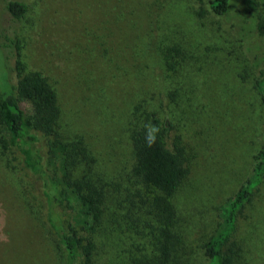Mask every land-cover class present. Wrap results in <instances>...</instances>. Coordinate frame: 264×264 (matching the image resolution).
Returning a JSON list of instances; mask_svg holds the SVG:
<instances>
[{
	"label": "rangeland",
	"instance_id": "obj_1",
	"mask_svg": "<svg viewBox=\"0 0 264 264\" xmlns=\"http://www.w3.org/2000/svg\"><path fill=\"white\" fill-rule=\"evenodd\" d=\"M8 1L0 0V50L11 82L18 44L27 69L56 89L62 131L83 138L93 167L110 181L114 198L94 236V264L159 257L149 215L130 212L125 201L137 188L127 124L139 101L173 124L167 145L177 139L186 154V176L171 196L181 242L169 264H208L203 246L223 223L220 208L264 145L258 0H231L224 15L213 14L209 0H19L27 6L19 20ZM166 45L185 53L172 71L161 59ZM62 213L72 220V210ZM234 239L233 264H264V179L238 214ZM64 256L34 176L17 153L0 150V264H64Z\"/></svg>",
	"mask_w": 264,
	"mask_h": 264
},
{
	"label": "trees",
	"instance_id": "obj_2",
	"mask_svg": "<svg viewBox=\"0 0 264 264\" xmlns=\"http://www.w3.org/2000/svg\"><path fill=\"white\" fill-rule=\"evenodd\" d=\"M258 2L264 8V0ZM230 7L231 0H209L215 15H224ZM6 10L19 20L27 6L10 0ZM16 47L15 83L9 78L7 58L0 50V150L17 153L38 183L45 221L62 246L64 264H94V236L104 223L105 203L114 198L106 187L110 181L93 167L94 159L83 138L62 131L56 89L40 71L27 69L19 52L21 46ZM160 54L164 68L172 71L185 53L181 46L166 45ZM258 63L256 87L264 102V49ZM148 110L143 101L135 103L127 124L132 153L129 180L137 188L125 201L130 212L141 216L144 210L149 215L147 225L155 229L159 257L156 263L146 264H169L181 242L175 231L176 210L171 196L186 176V154L177 139L172 148L167 145L173 124ZM263 179L264 145L253 157L250 177L220 208L223 223L203 246L208 264H233L237 216ZM62 210H72L71 221L65 219Z\"/></svg>",
	"mask_w": 264,
	"mask_h": 264
}]
</instances>
